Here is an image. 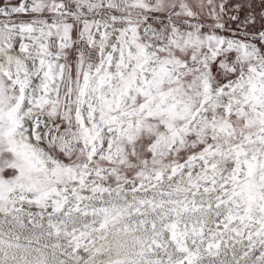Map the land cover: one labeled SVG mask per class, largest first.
<instances>
[{"label": "snow or ice", "instance_id": "1", "mask_svg": "<svg viewBox=\"0 0 264 264\" xmlns=\"http://www.w3.org/2000/svg\"><path fill=\"white\" fill-rule=\"evenodd\" d=\"M0 264H264V0H0Z\"/></svg>", "mask_w": 264, "mask_h": 264}, {"label": "water", "instance_id": "2", "mask_svg": "<svg viewBox=\"0 0 264 264\" xmlns=\"http://www.w3.org/2000/svg\"><path fill=\"white\" fill-rule=\"evenodd\" d=\"M4 2L7 3V2H9V0H4ZM18 2H19V0H11V3H13V4L18 3ZM255 3H256L257 5H259V0H255ZM21 19H28V17L22 15V16H21Z\"/></svg>", "mask_w": 264, "mask_h": 264}]
</instances>
